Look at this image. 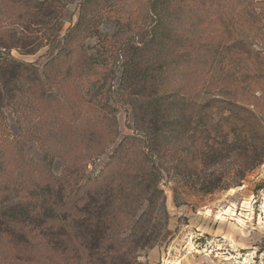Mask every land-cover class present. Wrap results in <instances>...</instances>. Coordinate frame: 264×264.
<instances>
[{
    "label": "rangeland",
    "instance_id": "rangeland-1",
    "mask_svg": "<svg viewBox=\"0 0 264 264\" xmlns=\"http://www.w3.org/2000/svg\"><path fill=\"white\" fill-rule=\"evenodd\" d=\"M36 1L54 3L48 10L49 21H24L10 11L6 14L0 11V57L32 64L42 71L63 48V38L77 22L85 0ZM180 11L182 15L173 17L174 13L167 5L156 11L150 10V0H94L89 14L95 21L98 36L84 40L87 55L93 56V69L88 72L80 66L75 69L73 63L64 65L55 82L56 89L46 87L57 101L63 103L66 97L65 105L71 104L76 110L82 99L77 111L81 122H75V130L64 118L57 121H62V128L54 119L47 120L43 130L44 143L40 146L37 142L19 138L17 114L21 115V112L17 109L16 114L11 105H4L0 143L14 140L16 149L4 154L6 149L0 148V203L14 204L20 198L26 202H39L42 192L48 189L53 204H64L61 209H69L77 203L73 196L77 194V188H87L89 181L94 182L121 140L138 136L132 108L122 99L123 90L119 89L126 65L124 56L151 37L159 19H163L159 24H165L170 33H192L191 37L204 41L207 57L201 58L195 76L182 77L177 73L165 79L162 87L199 91L202 99L231 97L245 102L264 128V87L249 91L246 84L234 87L224 80L226 74L259 76L264 72V65L245 51L241 54L237 45L239 36L235 41L229 40L232 37L223 33L221 26L197 17L193 12ZM262 19L264 24V16ZM258 28L255 31L263 34L264 28L259 25ZM255 31L239 32L246 37L250 35L247 42L251 49L264 57L263 35L261 37ZM71 67L72 75L68 76L66 70ZM100 76L99 85L94 84L98 80L95 78ZM23 97L26 111L33 113L29 99ZM85 101L107 106L106 110L111 108L114 122L103 123L106 121L101 120L96 110L89 113L91 108ZM60 107H56L57 112ZM107 116L104 114L103 118L109 119ZM85 120L92 128L87 125L77 128ZM32 121L36 124L38 119ZM194 126L192 123L189 128ZM185 127L183 124L182 129ZM31 129H34L32 125ZM217 129L219 131L211 134L208 144L221 148L225 143L221 133H227L228 129L224 124ZM177 135V139L167 135L173 141L167 147L169 157L160 171L159 188L164 197L153 222L160 236L152 247L136 252L135 264H264V159L252 168L245 160L234 156L219 164L191 168L194 155L204 152L201 150L204 147L188 139L190 135L188 138ZM227 138L229 143L234 139L231 135ZM235 143L233 141V145ZM177 158L185 165L177 166ZM57 192L61 200L57 198ZM130 219L135 220L127 217ZM121 230V234L128 233L127 227ZM20 257L26 258L23 253L4 251L0 253V264H17L15 258ZM19 260L21 264L24 261Z\"/></svg>",
    "mask_w": 264,
    "mask_h": 264
},
{
    "label": "trees",
    "instance_id": "trees-1",
    "mask_svg": "<svg viewBox=\"0 0 264 264\" xmlns=\"http://www.w3.org/2000/svg\"><path fill=\"white\" fill-rule=\"evenodd\" d=\"M93 2L85 0L82 3L77 22L63 38V48L42 71L32 64L0 57V125L4 121V105H11L16 114L19 109L20 139L43 146L47 120L54 119L60 128L62 121H57L63 118L70 127L81 122L77 111L82 99L76 110L71 104L65 105L66 97L63 103L57 101L49 89H56L55 82L64 65L73 63L75 69L80 66L88 72L93 69V56L87 55L84 45V40L98 36L95 21L89 14ZM53 4L36 0H0V11L3 14L10 11L17 19L36 23L51 16L48 10ZM164 5L174 13L173 17L182 15L180 10L193 12L197 17L221 26L222 32L232 37L229 40L235 41L239 36L237 45L241 54L245 51L246 55H252L264 65V57L254 52L247 42L251 36L246 37L239 32L257 31L260 29L258 25L264 28V0H150V10L156 11ZM162 17L166 19V16ZM162 21L158 20L153 34L142 42L141 47L124 56L126 65L119 89L123 90L122 99L132 108L138 136H127L121 140L94 182L89 181L87 188H77V194H73L77 203L69 209H61L64 204H53L48 189L42 192L39 202H26L23 198L14 204L1 202V254L7 250L23 253L26 258L20 257L24 260L22 264H135L136 252L152 247L160 236L153 223L164 197L159 188L160 171L169 157L167 147L173 141L169 138L177 139V133L188 138L191 131L188 139L204 147L201 149L204 152L194 155L191 168L219 164L231 156L245 160L246 165H252L251 168L263 161L264 128L249 104L231 97L202 99L199 91L162 87L164 80L171 75L195 76L201 58L207 59L204 41L191 37L192 33H170L165 24H159ZM256 31L255 34L264 38V33ZM66 71L68 76L72 75V67ZM95 79L98 80L94 84L99 85L101 76ZM224 80L234 87L246 84L249 91L261 89L264 87V72L259 76L248 74L240 77L226 74ZM196 83H200L198 79ZM23 95L29 99L33 113L26 111ZM85 102L92 109L89 113L96 110L101 120L106 121L101 122H114L111 108L106 110L107 106ZM57 106L60 107L59 112ZM104 114L109 119L103 118ZM34 118L38 119L36 124L32 123ZM192 123L195 126L190 129ZM183 124H186L184 129ZM222 124L228 129L225 134L220 132L225 143L221 148H214L208 141ZM84 125L91 127L85 120L77 128ZM228 135L234 138V145L233 141L228 142ZM14 143V140L3 141L0 148H5L3 153L8 151L9 154L16 149ZM182 161L177 158V166H184ZM57 195L61 200L58 192ZM127 217L135 220H127ZM123 227L128 229L125 235L120 233ZM20 258H15L17 264H21Z\"/></svg>",
    "mask_w": 264,
    "mask_h": 264
}]
</instances>
